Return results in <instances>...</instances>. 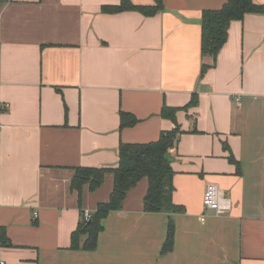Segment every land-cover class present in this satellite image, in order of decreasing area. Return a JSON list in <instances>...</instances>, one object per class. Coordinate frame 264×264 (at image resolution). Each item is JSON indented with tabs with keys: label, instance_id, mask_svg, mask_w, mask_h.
<instances>
[{
	"label": "crops",
	"instance_id": "1",
	"mask_svg": "<svg viewBox=\"0 0 264 264\" xmlns=\"http://www.w3.org/2000/svg\"><path fill=\"white\" fill-rule=\"evenodd\" d=\"M225 2L162 0L145 17L102 12L120 0H0L4 264H264V15L232 21L201 74L212 61L201 58L200 17ZM162 106L178 109L175 123ZM121 112L137 123L120 128ZM174 124L172 202L182 211L170 215L171 250L162 253L168 215L143 210L146 179L102 220L94 250L71 249L82 212L108 200L113 180L107 172L79 196L75 169H112L120 143L154 142ZM208 184L231 199L224 216L203 207Z\"/></svg>",
	"mask_w": 264,
	"mask_h": 264
},
{
	"label": "trees",
	"instance_id": "2",
	"mask_svg": "<svg viewBox=\"0 0 264 264\" xmlns=\"http://www.w3.org/2000/svg\"><path fill=\"white\" fill-rule=\"evenodd\" d=\"M150 6L135 5L130 0H120L117 6L102 7L103 13L114 14L124 11H135L145 17H151L162 9V0H153ZM264 15V6L257 5L253 0H226L218 10H204L200 17V54L201 58H209L211 65L202 64L201 74L215 65L217 55L225 44L228 27L232 21H240L245 15ZM190 103L195 104L193 96ZM176 108L162 106L161 117L175 123ZM137 120L130 114L120 113V128L131 127ZM162 132L159 138L145 144L120 143L117 150L116 167L106 168H76L71 179L70 189L79 196L86 187L89 192H95L103 183L107 172L112 174V190L108 200L99 203L88 221H81L71 234V249L92 251L96 247L98 234L102 231V220L111 211L121 209L127 193L140 180L146 179L147 189L143 197V210L147 213H163L168 215L167 238L163 244L162 253L171 250L173 243V221L170 215L179 213L182 208L172 202L174 171L171 168L168 151L176 143L180 134L179 127ZM231 161V159H229ZM85 239L80 245V237ZM10 243L3 228H0V249Z\"/></svg>",
	"mask_w": 264,
	"mask_h": 264
},
{
	"label": "built area",
	"instance_id": "3",
	"mask_svg": "<svg viewBox=\"0 0 264 264\" xmlns=\"http://www.w3.org/2000/svg\"><path fill=\"white\" fill-rule=\"evenodd\" d=\"M202 204L206 210L212 212L214 217L224 216L232 209L231 199L228 198L225 193L214 184H208L206 186L203 193ZM33 216L36 218V213H34ZM90 217L91 214L88 211L82 212V221H88ZM200 220L203 222L204 217L202 216ZM0 264L4 263L0 260Z\"/></svg>",
	"mask_w": 264,
	"mask_h": 264
}]
</instances>
